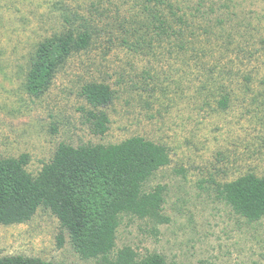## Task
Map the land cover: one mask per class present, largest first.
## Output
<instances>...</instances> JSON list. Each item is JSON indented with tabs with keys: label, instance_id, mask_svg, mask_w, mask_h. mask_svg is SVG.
<instances>
[{
	"label": "rangeland",
	"instance_id": "1",
	"mask_svg": "<svg viewBox=\"0 0 264 264\" xmlns=\"http://www.w3.org/2000/svg\"><path fill=\"white\" fill-rule=\"evenodd\" d=\"M158 1L0 0V159L26 154L25 169L35 177L60 144L110 145L135 136L162 144L170 162L146 184L147 190L165 187L161 217L121 215L108 261L128 249L137 261L158 255L165 264H264V217L247 221L219 193L222 184L246 173L264 178L260 50L247 67L256 72L250 92L233 86L234 98L226 110L218 109L210 92L201 90L206 72L202 67L212 57L182 55L166 44L153 46L148 55L135 54L119 46L116 33L111 43L102 36L89 50L71 56L44 94L31 96L24 88L30 54L39 42L68 26L66 19L82 16L94 27L114 31L133 21L145 23L147 8L166 15V6ZM170 1L196 25L223 20L233 45L264 46V0ZM90 82L114 91L112 104L100 109L108 117L103 135L91 131L92 108L80 96ZM9 256L53 264L103 262L80 256L45 208L22 224L0 225V258Z\"/></svg>",
	"mask_w": 264,
	"mask_h": 264
},
{
	"label": "trees",
	"instance_id": "2",
	"mask_svg": "<svg viewBox=\"0 0 264 264\" xmlns=\"http://www.w3.org/2000/svg\"><path fill=\"white\" fill-rule=\"evenodd\" d=\"M157 4L166 6V15L161 9L147 8L145 23L133 21V25H120L114 31L94 27L82 16L72 22L66 19L68 26L39 42L30 54L24 78L26 92L35 97L44 94L71 56L89 50L102 36H108L110 42L114 33L119 46L135 54L148 55L153 46L166 44L182 55L212 57L213 61L202 67L206 72L201 90L210 92L220 110H226L233 100V86L243 93L250 92L256 72L247 67L255 60L257 50L264 53V46L233 45L232 35L221 26L223 20L199 26L178 14L170 0H159ZM199 8V4L194 8L196 13ZM197 42L199 48L195 47ZM80 96L92 108L88 112L91 131L103 135L108 117L100 109L112 104L114 91L106 84L90 82L82 86ZM28 160L26 154L0 159V225L22 224L38 208H45L56 217L83 258L100 257L102 264H165L158 255L137 261L128 249L118 251L114 260L108 261L121 215L140 219L161 217L165 187L157 185L147 190L146 184L170 162L164 145L138 136L110 145L60 144L35 177L25 169ZM219 193L233 212L247 221L256 222L264 217L263 177L246 173L222 184ZM0 264L53 263L9 256L0 258Z\"/></svg>",
	"mask_w": 264,
	"mask_h": 264
}]
</instances>
